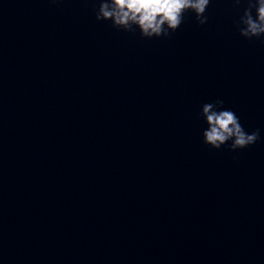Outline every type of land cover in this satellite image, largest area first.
Instances as JSON below:
<instances>
[{
    "label": "water",
    "instance_id": "1",
    "mask_svg": "<svg viewBox=\"0 0 264 264\" xmlns=\"http://www.w3.org/2000/svg\"><path fill=\"white\" fill-rule=\"evenodd\" d=\"M93 8L0 0V264H264V44L243 6L150 40ZM217 99L255 144L202 142Z\"/></svg>",
    "mask_w": 264,
    "mask_h": 264
},
{
    "label": "clouds",
    "instance_id": "2",
    "mask_svg": "<svg viewBox=\"0 0 264 264\" xmlns=\"http://www.w3.org/2000/svg\"><path fill=\"white\" fill-rule=\"evenodd\" d=\"M210 3L211 0H93V11L96 21L110 20L117 31L132 35L138 31L142 38L150 40L170 37L185 22V14L189 12L194 14L198 25L206 24ZM230 3L235 8L243 6L242 15L234 21L239 35L264 44V0H230ZM223 105L222 99L202 105L199 116L207 124L202 142L215 150L228 145L230 151L255 144L260 138V129L247 133L235 112L224 109Z\"/></svg>",
    "mask_w": 264,
    "mask_h": 264
}]
</instances>
